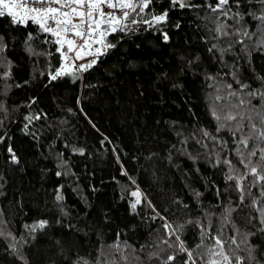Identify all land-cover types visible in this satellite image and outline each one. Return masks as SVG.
Returning a JSON list of instances; mask_svg holds the SVG:
<instances>
[{
	"label": "trees",
	"instance_id": "trees-1",
	"mask_svg": "<svg viewBox=\"0 0 264 264\" xmlns=\"http://www.w3.org/2000/svg\"><path fill=\"white\" fill-rule=\"evenodd\" d=\"M167 7L166 0L155 4L157 12ZM206 14L205 9L170 11L167 43L156 29L133 26L138 27L136 33L123 40H119V35L109 37L114 43L119 40L117 47L84 74L82 81L73 83L71 78H64L52 84H48L46 73L58 67L57 58H51V66L44 57L30 59L22 48L25 30H13L7 20H0V31L16 38L9 53L15 64L10 83L22 85L5 97L10 115L0 135L6 132L11 139L0 144V173L7 180L0 208L17 237L24 232V223L47 219L51 224L46 234L38 235L24 248L28 264H74L79 258L96 264L98 256L104 258L101 253L107 254L105 246L116 241L117 233L121 241L127 240L136 249L151 244L163 221L149 219L153 213L147 205L132 212L130 202L134 198L130 192L136 185L128 177L136 180L142 192L170 221L206 222L204 213L214 212L216 216L211 222L218 226L216 217L222 207H217L221 201L215 186L224 187L220 170L201 159L197 173L192 161L175 151L171 162L168 160L171 145L180 147L175 129L185 135L200 127L215 131L209 106L212 89L208 87L214 82L206 76L227 69L221 68L207 51L216 41L205 43L208 29L213 27L203 19ZM177 23L179 28L175 27ZM28 30H34V26ZM193 58L198 59L190 68L186 67L185 61ZM253 63L256 71L264 75V56L254 53ZM241 78L251 82V73L243 71ZM33 99L35 103H31ZM40 112L46 113L47 119L31 126L36 137L26 135L22 131L24 116ZM66 143L83 148L84 155L73 154L71 147L64 146ZM8 144L19 156L20 165L7 163ZM188 149L196 154L194 141L188 142ZM60 152L74 175L55 176V153ZM121 166L128 176L121 174ZM61 184L66 216L55 208L53 199L54 190ZM192 189L203 193L199 200L193 198ZM228 196L234 205L235 192L222 196L223 204H228ZM174 200L182 203L175 204ZM246 211L233 213L241 233L250 230L239 219ZM57 219L60 223H56ZM229 234L231 228L225 230V236ZM183 237L193 247L198 242V229L186 225ZM251 242L262 243L256 237ZM7 243L0 239V264H20L5 250ZM114 258L123 264L119 254Z\"/></svg>",
	"mask_w": 264,
	"mask_h": 264
},
{
	"label": "snow or ice",
	"instance_id": "snow-or-ice-1",
	"mask_svg": "<svg viewBox=\"0 0 264 264\" xmlns=\"http://www.w3.org/2000/svg\"><path fill=\"white\" fill-rule=\"evenodd\" d=\"M160 2L0 0V20H7L13 30H25L22 48L30 59L44 57L51 66V58H57L58 67H52L46 73L48 84L64 78H71L75 83L82 81L84 74L102 63L103 58L117 47L119 40L130 33L135 34L138 27L133 26L143 25L146 26L145 30L154 28L162 36L163 42L167 43L169 35L166 26L170 11L205 9L207 14L203 19L213 25L208 29L209 36L204 38L205 43L208 40L216 41L211 43L207 51L221 68L227 69L214 76H206V79L214 82L208 87L212 89L209 93V106L216 127L214 132L203 127L196 128L188 135L175 129L180 147L177 144L171 145L168 160L171 162L175 151L191 160L197 173L200 172L198 161L201 159L211 168L220 170L224 187L215 186L217 199L221 201L217 207H222L216 217L218 226L211 222L212 217L216 216L214 212L204 213L206 222L188 220L185 224H176L170 221L142 192L136 180L128 177L136 185L135 190L130 192L134 198L130 202L132 212L135 213L138 206L147 205L153 213L149 219H159L163 223L156 229L157 238L151 244L141 245L139 249L127 240L121 241L117 233L116 241L105 246L107 254L101 253L104 258L101 260L98 256L96 264H118L114 258L116 254H119V261L123 264H153L154 261L159 264H199L200 261L203 264H264V75L256 71L253 63L254 53L264 56V0H166L168 7L157 12L155 4ZM33 26L34 30H28ZM175 27L179 28L180 24L177 23ZM118 35L116 43L109 39ZM15 39L9 32L0 31V113L3 114L0 117V129L10 115L5 97L13 88L22 87L19 83H10L14 79L15 64L9 53ZM196 59L186 60V67L190 68ZM183 71L185 67L181 68ZM243 71L251 73V82L241 78ZM41 75L45 73L41 72ZM31 103H35V100ZM46 119L47 114L43 112L25 115L22 131L36 137L37 134L30 130L31 126L36 121ZM10 139L5 132L0 135V144ZM190 140L197 147L195 155L188 149ZM64 146L71 147L73 154L84 155L83 148L72 147L67 143ZM6 153L8 164H21L11 144H8ZM55 159L58 167L56 177L74 175L68 170L63 152L55 153ZM121 167V174L128 176L127 171ZM6 184V178L0 173V197L6 195ZM63 189L64 185H58L53 199L55 208L62 216H66ZM228 192L236 193L234 205L231 196L227 197V205L221 200ZM192 195L199 200L203 193L192 189ZM173 203L182 202L174 200ZM182 206L188 208L187 204ZM238 210H247L239 219L250 226L248 232L241 233L233 218V213ZM56 223H60V220L57 219ZM8 224L0 208V239L8 242L5 250L10 251L20 264H28L24 248L38 235L46 234V229L51 227L50 221L37 219L32 223H24V232L19 237L9 229ZM186 225H194L198 229V242L193 247L188 246L183 237ZM227 228H231V234L225 236ZM252 237L262 243H252ZM74 264L89 262L79 258Z\"/></svg>",
	"mask_w": 264,
	"mask_h": 264
}]
</instances>
